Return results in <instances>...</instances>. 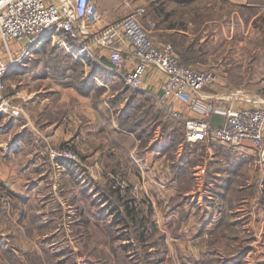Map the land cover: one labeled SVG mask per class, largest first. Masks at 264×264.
Listing matches in <instances>:
<instances>
[{"label": "rangeland", "instance_id": "1", "mask_svg": "<svg viewBox=\"0 0 264 264\" xmlns=\"http://www.w3.org/2000/svg\"><path fill=\"white\" fill-rule=\"evenodd\" d=\"M233 1L236 4L224 3L220 2V0H128L127 2L108 0L102 5L101 9L104 7L103 10H107L108 15L117 22L134 13L136 9H143L141 24L148 38L156 46L170 44L179 61L180 58L172 43L166 41L163 34L165 32L168 33L166 28L169 29V27H173L177 31L185 30L186 33L190 34V36H187L188 42L196 43V48L200 46L202 48L201 52H203L199 55L200 61L189 63L186 66L195 70L209 71L214 75V78L215 74H224L226 79L224 87L228 88L226 91L228 94L231 93V98L229 99H233L235 103L241 100H251L252 103L263 105L264 31H262L261 27L264 28V3L261 0ZM99 4H101L100 0H98L97 5ZM99 8L97 7L96 9L99 10ZM250 8L257 10L251 18V12L248 10ZM199 14L207 17V19L212 18V20L198 24L197 16ZM54 38L55 42L63 40L67 46L70 45L68 39H65L61 34L55 33ZM200 38H202L201 41ZM41 42L32 53L25 56L19 63L9 67L10 69L5 75L3 97L12 96L13 99L10 102V106L17 107L19 105V102L16 101L17 98H22L23 100V97H20L18 93L27 97L28 94L47 95L49 92H56L51 99V102H55L56 106L61 104L57 102L59 97H63L67 100L69 110L74 105H76L77 110H88L89 113L94 114L96 123L84 125L86 130L90 132V138L87 141L86 139L77 140V145L73 146L71 144L73 147H70L69 143L50 147H59L61 145L70 147L76 155L75 161L67 159L51 160L48 155L52 165L44 162V159L34 163L33 155L31 154L29 158L24 157L28 149H23L19 155L14 154L15 160L14 162L12 161L11 169L8 172L7 168H9V165L6 168L0 164V175L7 172L11 176L8 181L5 179L7 184L0 181V212L5 213L6 216L7 212L2 211L1 208H9V216L1 220L4 222L3 224L0 222L3 226L0 229V235L3 236V241L0 240V244L3 245L2 247L0 246V254H4L7 257L6 249L12 254L9 257L13 258L14 256H19L17 254H23L24 252L30 254L35 249L42 252L45 248H52L51 252H48L50 254H58L59 257H56L57 261L62 259L66 262V259H69L66 263L72 264L69 254L72 257L71 252L73 251L75 256L77 255L75 258L76 264H88L89 259L86 254L91 250V241L98 237V229H102L103 222H105L103 218L98 220L94 218L92 209L88 208V204L90 199L97 200L98 194H95V191L107 176H112L116 179L121 191L125 190L128 184L133 183L134 185L130 192L137 198L134 206L140 210L141 205H143L146 212L150 210L146 209V207L150 206L151 215L153 216L154 213L160 217L161 221L159 225L157 224L159 231L165 235V239L173 238L170 234V224H167V228L164 227H166L165 223L167 222L173 223L174 220L169 219L168 212L177 208L181 197L170 199L177 194L178 189V186L172 180V172L169 166L171 159L166 156V153L161 152H154V155L158 157L156 156L152 160L146 157V152L137 154L136 149L129 145V141L119 142L118 132L113 127L116 124L118 110L126 104L124 97L126 98L128 93L136 94L140 90L125 91L126 86L120 82L121 76H117L116 78L108 79L110 80L108 82L109 91L102 96H95L93 92L91 99L82 97L77 99L70 92V88H65L64 81L57 78L63 75L58 71L60 65H57V67L50 65V67L46 68L45 73L41 71L43 70L41 61H38L40 64L35 66L37 68L34 67L32 61L36 60L39 54L38 50L42 52L43 46H48L46 49L48 51L44 53V59L49 60L50 64L54 65V60L59 62L61 58V60L68 63L67 59L62 55L63 53L53 52V47L55 46L65 51L61 45L53 43L52 38H47ZM12 45L25 49L27 40L24 39L20 43ZM70 51L72 50L70 49ZM106 51L100 48L93 49L96 56H102L109 61ZM67 54L71 56L69 53ZM126 55L127 53L124 52V56ZM93 57L98 59V57ZM126 62V70L131 69L133 66L132 60L127 57ZM53 71L54 73H50ZM88 72L89 68L86 69V73ZM213 86L214 81L206 86L202 93L211 94ZM115 88L123 91L124 94L120 95ZM237 91L241 93L236 94ZM235 97L242 99H236ZM145 98L149 99L147 96H139L133 103L141 110L147 108L146 110L149 112L151 107ZM150 99L149 101L153 104L152 114L153 110L162 113L156 120H161L170 129L173 128L179 133L178 129L183 128L182 122L166 117L164 112L153 103V99L151 97ZM221 100L226 101L222 97ZM217 101L212 100L209 102L218 108ZM227 102L222 104L224 105ZM10 106L0 111V128L11 122V116L17 117L20 114L13 115ZM137 112L139 113V110ZM212 115L213 113L209 117ZM209 117H207V120ZM156 130L151 135L146 134L149 140L147 146L152 143H160L159 132ZM16 132L15 130L14 133L9 135L4 131L1 132L0 129V143L4 140L7 141V138L12 136L11 140L14 139L12 149L17 148L14 147L17 144L15 141L17 138ZM13 135L16 137L14 138ZM197 145L199 146L190 148L195 158L197 157L196 159L199 160L197 165L192 168L193 176L197 178V185L194 182L189 187V191L184 193V196L189 197L190 202H186L181 208L177 209L178 218L173 226L175 225L176 227L179 222L178 230L184 224L190 222V220L187 221V218L191 210H193L195 223L204 225L205 221L210 220L211 216L208 217V215L211 213V209L206 205L207 202L211 201L209 193H214L219 188V185L212 187L210 180H213V178L210 175L206 176L208 169H210V162H212L208 150L210 149L214 155L213 147L210 143ZM228 149L231 153H236L235 156H239L238 153L240 152L236 148L228 147ZM10 155L11 153L6 154V151L0 148V162L2 164L6 165V158H10ZM240 158V160H245L246 157L240 156ZM247 158V161H243L244 164L239 166L240 172L234 176V183L230 189L224 191L219 188L222 191L220 194L226 195L229 199L228 203L222 205L221 213L216 212L214 215L221 217V220L225 222L226 232H228L227 236L222 237V235H219L224 246H221L223 247L222 250L229 252L234 247L233 254L223 252L221 255L223 257H237L244 253L243 257L246 258L248 256L249 260L245 261V259L241 258V264H259L262 263L259 262V253L251 251L252 253L249 254L248 252V255L245 251L249 250L248 247L252 244L259 246L258 243L253 242V232L248 228L259 225L258 231L261 230L262 232L264 228V168L255 166L253 152L247 154ZM30 160L32 162L29 163ZM42 162H44L43 165ZM222 166L220 165L219 167L222 168ZM201 167L205 168V170ZM33 169L37 171L34 173ZM221 173L223 174L224 172ZM20 175H23V177L20 178ZM207 177L210 178L207 179ZM200 181L203 185L202 188L200 187ZM206 184L211 190L203 189ZM235 195L242 197L241 201L233 198ZM143 199L145 200L144 202ZM193 202H197V207L195 205L190 206V204H194ZM101 207L105 212V204L101 205ZM217 207L216 209H219ZM182 210L187 211L188 216L186 219L180 220L179 217ZM226 210L227 212L224 214L223 212ZM106 219L112 220V216L107 215ZM98 221L101 223H98ZM191 223L189 224L190 227L193 226V223ZM244 228L246 233H243ZM199 232L194 226L188 229V242L190 244H185V241L178 239L176 243L166 242L169 252L166 254L164 264H181L183 261L188 262L190 260L187 264H207L205 261L206 257L202 256L201 251L206 246L204 241L215 232L213 224L209 229L205 230L206 237H203L204 239L197 238ZM118 237L115 243L124 246L126 241L123 236L119 233ZM200 239L203 242H200ZM126 247L127 250L125 254H122L119 264H139L138 258L141 260V256L138 257L137 249ZM97 250L103 251V248L99 245Z\"/></svg>", "mask_w": 264, "mask_h": 264}, {"label": "built area", "instance_id": "2", "mask_svg": "<svg viewBox=\"0 0 264 264\" xmlns=\"http://www.w3.org/2000/svg\"><path fill=\"white\" fill-rule=\"evenodd\" d=\"M94 2L0 0V111L10 106L13 99L12 96L3 97L4 78L8 68L32 53L42 40L52 38L53 43L61 45L84 65V56H96L94 48L105 49L112 73L121 76L128 90H144V78L148 69L155 67L161 70L165 79L160 86V94L153 95L152 99L166 117L182 122L187 142L219 143L236 149L248 144L254 154L255 166L264 168V103L258 106L216 108L202 98L203 89L214 81V75L209 71L195 70L181 64L170 44L156 46L142 28L143 9L138 8L103 31L92 33L88 26V16L94 9ZM55 33L68 39L70 45L67 46L63 40L55 42ZM24 39L27 40L25 49L12 45ZM124 52L127 53L126 56ZM127 57L133 62L132 68L128 70ZM177 102L185 104L198 115L185 116L182 110L175 108ZM10 109L13 115L21 112L19 105H12ZM212 113L224 118L221 127L212 126L208 122L207 117ZM48 155L51 160H76L75 153L67 146L49 148ZM199 170L201 172L200 168ZM1 210L8 212L9 208L3 207Z\"/></svg>", "mask_w": 264, "mask_h": 264}, {"label": "trees", "instance_id": "3", "mask_svg": "<svg viewBox=\"0 0 264 264\" xmlns=\"http://www.w3.org/2000/svg\"><path fill=\"white\" fill-rule=\"evenodd\" d=\"M261 1L264 3V0ZM248 10L251 12L250 18L257 12L255 8H250ZM197 18L199 20L198 24H203L205 21L208 22L212 20V18L207 19V17H204L202 14H199ZM261 29L264 31V28L261 27ZM163 35L164 38H166V41L172 43L174 50L180 58L181 64L188 65L189 63L200 61L199 55H201L203 52H201L202 48L200 46H197L196 48V43L188 42L186 36L176 33L165 32ZM45 44L47 45V43ZM45 47L46 46H43V49L41 48L42 52L38 50L39 54L36 60H31L34 64V67L40 63H43V70L41 71L45 73L46 68L50 67V65L55 67L60 65L58 71L63 75L57 78L62 79L66 87L74 88L82 96H91L93 95V92L95 93V96H100L102 94L104 90L96 85L94 77L105 81L108 80V78L112 75L111 63L107 60V58L101 56L98 57V59H94L93 56H84L86 61V65H84L81 61L69 56L62 48L55 46L53 47V52L63 53L62 55L67 59L68 63L64 60H61V58L59 59V62L54 60L53 65L50 64L49 60L47 61L44 59V53L48 51L46 50L48 46L46 48ZM38 61L41 62L38 63ZM87 68H89L88 73H86ZM9 69L10 68H8V70ZM50 73H54V71ZM126 90L128 89L125 87V91ZM134 96L135 94L133 93L129 94L130 100L127 103V107L125 110L122 109V111L118 113V126L123 131L133 134L136 139H138L139 144L137 146V154H143L147 151L161 152L166 153V156L171 159L169 165L172 172V180L175 182V185L178 186L177 194L171 199L175 197H181V200L177 205V208H181L184 204H186V202H190L189 197L184 196V193L189 191V187L192 186L194 182L197 184V178H194L192 168L197 165L199 160L196 159L197 157L195 158V155L190 148L197 147L199 145L190 144L185 140L183 128H179L178 133L177 130L173 128L170 129L161 120L157 121L156 119H158V116H160L162 113L158 112L157 110H153L152 114L153 105L149 101L150 98H145L146 101L150 102L151 110L148 112L146 110L147 108L141 110L138 106L134 105ZM138 110L139 113L137 112ZM50 111L51 110L49 108L45 109V111H43L45 115H43V117L41 116L40 119L44 118V120L48 122H60L62 116L60 112L58 111L57 113H50ZM149 115L151 116L149 117ZM213 116L219 117L220 121L218 124H213L211 120V117ZM211 117L208 122L212 124V126L214 125L216 127H221L223 125L224 118L221 115L214 114ZM155 129H157L156 131L159 132L161 141L159 139V144L152 143L147 146L149 140L146 134L151 135ZM26 142L28 143L29 140H26ZM211 146L213 147L216 156L221 154L226 159L230 158L229 156L231 154L229 153L228 147H225L219 143H212ZM222 165V170L220 169V172L224 173L222 174V181L218 183V187L226 191L233 185L234 176L240 172L239 166H242V164L241 162H236L235 164L232 162H227L225 165ZM206 176L209 175L207 174ZM209 178L210 177H207V179ZM131 188L132 184H128L127 188L121 191L120 186L116 183V179L112 176H107L104 179V182L98 185L97 190L95 189V194H98V198L97 200L90 199L88 208L92 209V215L94 218L97 220L103 218L105 219V222H103V228L98 229V237L91 241V250L88 252V254H86L87 258L89 259V262H87L88 264H119L122 254H125V251L127 250L126 246L137 249L136 253L138 257L141 256V260L138 258L139 264L165 263L166 254L169 252V247L166 243L167 238L165 239V235L159 231L156 220L151 215L150 206L146 207V209H150V212L148 210L146 212L143 205H141L140 210L134 206V202L137 201V198L135 195L131 194ZM219 188L216 190V194L209 197L211 201L207 202L206 204L211 209V213L208 215V217H211L210 220L205 221L204 225L212 222L215 232L212 233L211 237L204 241L206 246L205 248H202L201 254L202 256L206 257L205 261L207 264H241L242 260L238 257H223L219 254H216V251H219L218 248L222 246V241L220 240L219 235H222L223 237L227 236L228 234V232H226V228L224 227L225 222L221 220V217L214 215L216 212L221 213L222 205L224 203H228L229 199L226 195L220 194L222 191H220ZM233 198H237L238 200L240 199L241 201L242 197L235 195ZM144 201L145 200L143 199V202ZM193 203L194 204H190V206L197 205L196 202ZM103 204L106 206L105 212L101 207ZM216 206H218L217 208L219 209H216ZM226 212L227 210L223 213L226 214ZM107 215H111L112 220H107ZM4 216L5 214L0 212V217ZM187 216V211L185 212L182 210L180 212L179 219H186ZM100 221L102 222V220ZM101 222L98 221V223ZM178 225L179 222L177 223L176 227L175 225L173 226V224H170L169 228L172 237L178 236ZM119 233L126 241L124 246L117 245L115 243V241L119 238ZM200 238L204 239L203 236ZM201 239L200 242H203ZM42 242L44 241L42 240ZM99 245L103 248V251L97 250ZM51 250L52 248H45L43 250L44 253H42L43 251L40 252L37 249H35V251L31 252L30 254L24 252L22 255L23 258H19L18 256H14L15 258L9 257V255L12 254L6 249L5 253L6 256L9 257L7 260L10 264H67L66 262H68L69 259H66V262H64L65 260L63 261L62 259L57 261L56 257H59V255L52 253L50 254ZM71 253L72 257L71 254H69L70 261L72 264H76L75 258L77 255L75 256L73 251ZM46 257L48 258V261ZM181 264H187V262L183 261Z\"/></svg>", "mask_w": 264, "mask_h": 264}, {"label": "crops", "instance_id": "4", "mask_svg": "<svg viewBox=\"0 0 264 264\" xmlns=\"http://www.w3.org/2000/svg\"><path fill=\"white\" fill-rule=\"evenodd\" d=\"M122 1L127 2L128 0H122ZM208 1H211V0H208ZM96 2L98 3V0H95L94 9L92 10V12L88 16V26H89L90 31H92L93 33H98L100 31L106 29L111 24L117 22V21H114V19L110 15H108L107 10H103L104 7H103V9H101L102 5L105 4L106 2H108V0H100L101 4H99V5H97ZM220 2L233 3V4L235 3L233 0H220ZM97 7L98 8L100 7L99 10L96 9ZM166 31H168V33H176L179 35H184L186 37L190 36V34L186 33L185 30H184L185 32L182 30L177 31L176 29H173V27H169V29L166 28ZM201 40H202V38H200V41ZM114 77L116 78L117 76L112 74L108 79H113ZM117 79H119V78H117ZM164 79H165V75L161 72V70H159L158 68H155V67H150L148 69V72L146 73L145 78H144V85H143L144 90H142V91L140 90L139 92H137L134 96V100L135 99L137 100L139 96H145V97L147 96L149 98L150 97L153 98L152 97L153 95L158 96L160 94V86H161L162 82L164 81ZM4 80H5V78H4ZM94 80H95L96 85L104 90L100 96H102L107 91H109L108 82L110 80L104 81V80L98 79L96 77H94ZM120 82L123 83L121 78H120ZM224 83H226V79L224 78V74H222V75L221 74H215L214 86L211 88L212 93L207 94L204 92V93H202V98L205 99L206 101H212V100L217 101V100H219V101H217L218 108L240 107V106H244V105L258 106L257 104L252 103V101H242L241 100V101H236V103H235L233 99H229V98H231L230 97L231 93L228 94V92L226 91L228 88L224 87ZM65 88H70L71 89L70 92L72 93V95H74V97H77V99L79 97H82V98H90L91 97V96H82L76 90H74L71 87H65ZM115 90H118L117 93H119L120 95L124 94L123 91H121L117 88H115ZM55 93L56 92H49L47 95L28 94L27 97L18 93L20 97H23V100H22V98H17V100H16L17 102H19V105L21 107L20 114L17 117L11 116L10 117L11 122L8 123V125H4L2 128H0L1 132L4 131V132L8 133L9 135L11 133H14L15 130L17 131L16 132L17 138L15 139L17 144L14 146L17 148L12 149L13 148L12 142L14 141V139L11 140L12 136H11V138L8 137L7 141L4 140L0 143V148L5 150L6 154L11 153L10 158H8V159L6 158V162H7L6 165H4L0 162L1 166L3 165L6 168L8 167L7 165H9V168H7L8 169L7 172L9 171V169H11V163H13L15 160L14 154L19 155V153L23 149H28V151L25 152L24 157L29 158V156L32 154L34 157V160H33L34 163H38V160L41 161L42 159H44L45 160L44 162L50 163L52 165L51 160L48 158V150L51 146H56L58 144H64V143H69L70 145L72 144L74 146V145H77V140H80V139L85 140L86 139V141H87L90 138V132L88 130H86L84 125L87 123H89L90 125L92 123H96V119L94 117V114L89 113L88 110H82V111L77 110L76 105H74L69 110L67 100L63 97L62 98L59 97L58 100L56 99L58 103H61V104L56 106L55 102H51L52 96ZM129 94L130 93L127 94L126 98L124 97V99L126 100V104L123 108L118 110L117 115L119 112L122 111V109L125 110V108L127 107V103L130 100ZM221 97L225 98L226 101L221 100ZM239 99H241V98H239ZM224 102H227V103L223 105L222 103H224ZM147 103L150 104V102H148V101H147ZM44 108L45 109L49 108L51 110L50 113H57L59 111L60 114L62 115L61 121L56 123V122H48V121L44 120V118L40 119L41 116L43 117V115H45L43 113V111H45ZM175 108L182 110L183 113L185 114V116H188V117L189 116L196 117L198 115L195 112H193L192 110H190L183 103L177 102L175 105ZM214 114H216V113H213V115ZM79 115H80V117L82 116L81 119H80ZM117 115H116V124H114L113 127L116 130V132H118L117 137H118L119 142L129 141V145L132 148L136 149V151H137V146L139 144L138 139H136V137L133 134L127 133V132H125L119 128ZM217 115H219V114H217ZM210 117L208 118V120L210 119ZM211 120H212L213 124H218L220 121L218 116L217 117H214V116L211 117ZM103 134L105 135V133H103ZM16 136H14V138ZM9 138H10V140H9ZM26 140H29V142L27 143ZM199 144L202 145L203 143H199ZM72 145L70 147H73ZM24 147H26V148H24ZM237 150H239V152H240V153H238L239 156H235L236 153H231L229 150L231 155L229 156L230 158H227V159L221 154L217 155V156L215 154L213 155V153H211V150L210 149L208 150V154L211 157L212 162H210L211 165H210V169H208V171H207V174L210 175L211 178H213V180H210V182L212 183V187L218 186V183L220 181H222L223 175L220 172L221 171L220 170L221 168L219 167L220 165L225 164L227 162L236 163V161H238V162L241 161L242 165H243L244 162H246L248 159L247 154L252 153V150L249 149L248 144H244V147H241L240 149L238 148ZM243 153H245V154H243ZM145 154H146V157L148 159H151V160L157 156V155H154L153 151H147ZM8 156H9V154H8ZM240 156H243V157L245 156L246 157L245 160H240L241 159ZM30 162H32V160H30L29 163ZM44 162H42V165L44 164ZM102 163H103V161H102ZM204 170H205V168H204ZM36 171L37 170L33 169L34 173ZM7 172L0 175V181L4 182L5 184H7L5 179L8 181L11 178V176H9ZM19 177L22 178L23 175H20ZM130 184H132V186L134 185L133 183H130ZM200 187L201 188L203 187L201 181H200ZM203 189L208 190L210 188L206 184V187ZM228 189H230V187ZM216 193H217V191L215 190L214 193L213 192L209 193V196L210 195L212 196V194H216ZM170 197H172V196H170ZM177 209L178 208H174L171 210V212H168L169 219L174 220V221H173V223H168V222L165 223L166 227H164V228H167L169 224H175L176 219L178 218ZM8 212H7V215L4 216L5 218L0 217V222L2 224L4 222L1 220H4L7 218V216H9ZM3 214H5V213H3ZM153 218L156 220L157 224L159 225V223L161 221L159 215L153 213ZM193 219H194L193 210H191L190 214L187 218V221L190 220V222H188L187 224H184L181 228H179L178 236L176 238L175 237L168 238L167 243L169 241L176 243L177 239L185 241V244L189 243L188 242L189 241L188 240V238H189L188 237V229H190L193 226L198 231H201V232H199V235L197 238H200L202 236L204 237L205 230L209 229V227L212 225V222L203 226L202 223L201 224L195 223ZM162 220H163V217H162ZM191 220H192L193 226L190 227L189 224L191 223ZM258 226L257 225L250 226L248 229L251 232H253V235H254V237H252L253 242L258 243L259 246L258 245L255 246L252 244L250 247H248L249 250H247L245 252H246V254H248V252H249V254H251L252 253L251 251L257 252V254L259 253L258 254V255H260L259 256V262H262L259 264H263L264 263V228H263V232L261 230L258 231V228H259ZM1 227H3V226L0 224V229H1ZM185 231L187 233L186 235H185ZM257 231H258V233H257ZM243 233H246L245 228H244ZM201 234H202V236H201ZM0 240L3 241V236H1V235H0ZM189 244H188V246H189ZM0 246L2 247L3 245L0 244ZM222 246H223V244H222ZM223 247L218 248L219 251H216V254H220V256H222L221 254L223 252H227L226 250H222ZM233 251H234V247L231 248V250L227 253L233 254ZM243 254H241L237 257L240 259L243 258V259H245V261H248L249 257L247 256L246 258H244ZM17 255H19L18 256L19 258H23L22 257L23 254H17ZM7 258L8 257H5L4 254H0V264H10L9 261L7 260ZM190 261H188V262H190Z\"/></svg>", "mask_w": 264, "mask_h": 264}, {"label": "bare ground", "instance_id": "5", "mask_svg": "<svg viewBox=\"0 0 264 264\" xmlns=\"http://www.w3.org/2000/svg\"><path fill=\"white\" fill-rule=\"evenodd\" d=\"M42 43V42H41ZM38 46H36V49H37Z\"/></svg>", "mask_w": 264, "mask_h": 264}]
</instances>
